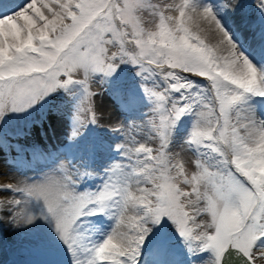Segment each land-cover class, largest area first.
<instances>
[{
	"label": "snow or ice",
	"instance_id": "1",
	"mask_svg": "<svg viewBox=\"0 0 264 264\" xmlns=\"http://www.w3.org/2000/svg\"><path fill=\"white\" fill-rule=\"evenodd\" d=\"M236 4L220 0L221 10ZM256 6L264 12V0ZM121 64L151 83L144 92L153 103L143 125L112 126L123 137L121 161L94 192L77 190L92 174L66 162L39 180L0 183V192L12 193L2 196L8 222L33 224L30 206L38 203L74 264H138L152 230L167 222L190 251L210 252L211 264H230L233 255L264 264V118L252 107L264 97V67L250 61L213 7L201 0H0V117L78 84L84 95L75 136L100 120L94 76H111ZM185 115L194 123L176 148L174 129ZM182 153H191V171ZM98 214L114 224L92 244L79 228Z\"/></svg>",
	"mask_w": 264,
	"mask_h": 264
},
{
	"label": "rangeland",
	"instance_id": "2",
	"mask_svg": "<svg viewBox=\"0 0 264 264\" xmlns=\"http://www.w3.org/2000/svg\"><path fill=\"white\" fill-rule=\"evenodd\" d=\"M148 26L151 27L150 18H148ZM186 166L188 168L191 167V162L189 160H186ZM11 226H12V224L9 223L8 224L9 230H18V229L21 230L23 228V227H14V226L11 227ZM11 228H13V229H11ZM28 247H30L32 249V254L34 256L31 258V256H25L23 253H20V256H19V254H15V250H11L10 251V255L12 257L13 262H15L16 264H18V263L19 264H31V263L33 264V263H36V260L40 259L42 256L48 255V253H46V250H43V248H41L39 246L31 245V246H28ZM10 264H12V263H10Z\"/></svg>",
	"mask_w": 264,
	"mask_h": 264
},
{
	"label": "bare ground",
	"instance_id": "3",
	"mask_svg": "<svg viewBox=\"0 0 264 264\" xmlns=\"http://www.w3.org/2000/svg\"><path fill=\"white\" fill-rule=\"evenodd\" d=\"M225 15L226 16H228V14L227 13H225ZM261 36V38H264V34L263 35H260ZM251 41L252 42H258V43H260L261 42V39L256 35V34H254V36H252L251 37ZM257 44V43H256ZM261 46L264 48V43H261ZM258 67H264V66H258ZM9 224V223H8ZM13 226V225H12ZM11 226V227H12ZM11 229H13V228H11ZM19 230V229H18ZM56 237H57V235H56ZM18 256V255H17ZM20 258V257H19ZM24 260V259H23ZM20 262V261H19ZM10 263H12V262H10V261H8L7 260V257H5V255H2V253H0V264H10Z\"/></svg>",
	"mask_w": 264,
	"mask_h": 264
}]
</instances>
